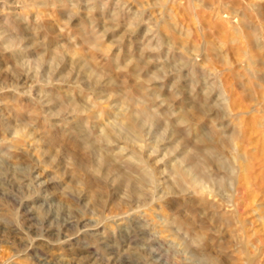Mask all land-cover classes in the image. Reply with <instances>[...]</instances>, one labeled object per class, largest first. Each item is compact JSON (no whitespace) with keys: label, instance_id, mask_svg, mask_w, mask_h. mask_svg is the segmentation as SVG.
<instances>
[{"label":"rangeland","instance_id":"1","mask_svg":"<svg viewBox=\"0 0 264 264\" xmlns=\"http://www.w3.org/2000/svg\"><path fill=\"white\" fill-rule=\"evenodd\" d=\"M42 1L0 0V264H264V0ZM2 33L21 42L8 48ZM81 57L94 73L77 79ZM22 69L34 88L15 86ZM128 115L141 123L132 135ZM233 132L251 165L249 186L229 193L212 168L237 176ZM181 173L195 186L165 197Z\"/></svg>","mask_w":264,"mask_h":264},{"label":"bare ground","instance_id":"2","mask_svg":"<svg viewBox=\"0 0 264 264\" xmlns=\"http://www.w3.org/2000/svg\"><path fill=\"white\" fill-rule=\"evenodd\" d=\"M39 0H5V3L8 5H11V6H15V5H18V4H21V3H23L24 4V7H28V6H32V7H34V8H37L38 7V4H40L39 2H38ZM43 1H45V0H43ZM42 1V2H43ZM58 2H64V4L66 5V3H68L67 5L68 6H75V5H79V4H81V1H83V0H76L77 2V4L74 2V3H70L69 2V0H57ZM121 0H118V3L120 2ZM46 2V1H45ZM11 3V4H10ZM90 9H95V7H93V8H90ZM116 13V12H115ZM77 14V12L75 11V12H73V14H72V16L73 17H75V15ZM116 18V17H115ZM114 18V19H115ZM21 20V19H20ZM115 20H118V19H115ZM19 21V20H18ZM95 21V20H94ZM81 22V21H80ZM114 22V21H113ZM89 23H93V21L91 22H89ZM136 25V24H135ZM140 24H138V25H136V27L135 28H137V27H140L139 26ZM51 27V26H50ZM49 27V28H50ZM5 29V28H4ZM10 29V28H9ZM35 29V28H34ZM147 29V31H146V33H145V36H146V34H148L149 32H151L150 31V28L149 27H147L146 28ZM173 29V27H172V25H171V23H169L168 21H165V31L166 32H169V31H171ZM133 30V29H132ZM131 30V31H132ZM237 31V30H236ZM4 32H6V31H4ZM8 32V31H7ZM156 34V33H155ZM239 36L240 35H242V33H240V32H238L237 33ZM2 35L3 36H1V37H4L3 38V40H4V43H6L8 46V48H13L14 46H17L18 45V43H20L19 42V39H17V38H14L13 36H11V35H9V36H5V33L3 34L2 33ZM154 36V35H153ZM158 36V35H157ZM156 36V37H157ZM159 36H161L162 37V34H159ZM166 37V36H165ZM242 37L243 38H245V39H247V36L246 35H242ZM163 38V37H162ZM93 39V38H92ZM95 39V38H94ZM166 39H168V38H166ZM149 41H148V43H151L152 42V40H150V39H148ZM84 41L85 42H91V40L89 39V37L88 38H85L84 39ZM167 41V40H166ZM164 42V41H163ZM156 43V42H155ZM168 45H170V41L168 40ZM166 43V44H167ZM33 44V43H32ZM43 44H45V43H43ZM95 44H97V43H95ZM159 44V42H157V45ZM50 46V45H49ZM56 53V52H55ZM21 54V53H20ZM53 54V53H52ZM14 55L17 57V55H18V53L16 52V53H14ZM39 55V54H38ZM43 55V54H42ZM56 55V54H55ZM73 55H77V52H75V50H74V54ZM19 56V55H18ZM64 56V55H63ZM57 57V56H56ZM60 57V56H59ZM168 57H169V53H168ZM65 58V57H64ZM172 59V58H171ZM72 61H74V60H72ZM72 65H74V67H75V69L77 70L76 72H77V79H79V77L81 76V75H83L84 77H89V76H91V74L93 75V73H94V70L93 69H91V67H89V66H87L88 65V62H85V60H83V58L81 57V58H77V60H75L74 62H70ZM182 63V62H181ZM183 66H184V64H182ZM55 66H56V64H55ZM70 66V65H69ZM92 66V65H91ZM2 67V66H1ZM96 67V66H95ZM94 67V68H95ZM178 67V66H177ZM57 66L56 67H54V68H52L51 67V70H52V72H51V74H54L56 71H57ZM26 70V69H25ZM23 71V69L22 70H20L17 74H15V81H14V83L16 84L15 86L16 87H18L19 86V81H24V84H29L30 82L32 83L31 85H30V88H34L35 87V85H36V83H37V81L38 80H35L36 79V76L35 75H33V74H30L29 72L30 71H28V69L26 70V71ZM71 71V70H70ZM108 71V70H107ZM193 72V71H192ZM191 72V73H192ZM63 73V72H62ZM62 75V74H61ZM68 75V74H67ZM195 76V75H194ZM13 77V76H12ZM61 77V76H60ZM76 77V76H75ZM99 77H101V74H98L97 73V78H99ZM14 78V77H13ZM12 78V79H13ZM207 78V77H206ZM206 78L205 79H203L202 80V82H198V83H201V85H204V84H206L207 82H206ZM65 79H66V77H65ZM101 80V79H100ZM51 81H53V79H51ZM97 81V80H96ZM111 81H113V80H111ZM110 81V82H111ZM201 81V80H200ZM20 82V83H21ZM115 82V81H114ZM215 83V82H214ZM208 84H210V82L208 83ZM214 84H211L210 85V87L208 86V89H210V93H211V91H213V89L215 90L216 88V86H213ZM29 86V85H28ZM69 88V87H68ZM211 88H213V89H211ZM80 92V91H79ZM36 93V92H35ZM67 94L65 95V96H67V98L68 97H71V92H70V90H69V93L71 94H69L68 92H66ZM210 93H209V95H210ZM40 94V93H39ZM48 95V94H47ZM50 95V94H49ZM64 95V94H63ZM40 96V95H39ZM48 99H50V100H54V98H52V97H49ZM70 100V99H69ZM75 100V99H74ZM85 100V99H84ZM90 100V99H89ZM136 100V99H135ZM61 101V100H60ZM72 102V101H71ZM70 102V103H71ZM89 102V101H88ZM29 103V102H28ZM59 103V102H58ZM67 102H65V104H66ZM144 103V102H143ZM60 104V103H59ZM74 104V103H73ZM77 105V104H76ZM86 105V104H85ZM121 105V104H120ZM96 106V105H95ZM57 107V106H56ZM71 107V106H70ZM74 107V106H73ZM229 107V106H228ZM55 108V107H54ZM127 108V107H126ZM136 108V107H135ZM140 108V107H139ZM56 109V108H55ZM58 109V108H57ZM93 109H95V108H93ZM132 109V108H131ZM230 109V108H229ZM50 110V109H49ZM128 110V109H127ZM137 110V109H136ZM222 110L225 112V108H222ZM32 111H34V110H32ZM68 111H69V109H68ZM79 112H86L87 114H88V117L89 118H96V119H99V115H96V114H94V113H98V112H94L93 110H91L89 107L87 108L86 106L85 107H83V106H80L79 107V110H78ZM77 111V112H78ZM97 111V110H96ZM100 111H102V110H100ZM130 111V110H129ZM135 111V110H134ZM145 110L143 109L142 111H141V113L142 114H145ZM123 113V112H122ZM140 114V113H139ZM96 115V116H95ZM80 116V115H79ZM226 116H227V114H226ZM148 117V116H147ZM146 117V118H147ZM77 118V117H76ZM67 119V118H66ZM81 120V119H80ZM93 120V119H92ZM108 120V119H107ZM141 120H142V118H141ZM120 121V120H119ZM142 121H144V119L142 120ZM141 121V122H142ZM93 122V121H92ZM117 122V121H116ZM126 127H127V129H128V131H129V133L132 135V133H134V132H136L137 130H139V126L141 125V123L140 122H138V119L137 118H135L134 116H126ZM82 123H83V121H82ZM123 123V122H122ZM122 123H121V125H122ZM76 124V123H75ZM77 124H79V123H77ZM82 125V124H81ZM81 125H80V127H79V130L81 129ZM111 125V124H110ZM113 125V124H112ZM83 126H84V124H83ZM156 126V125H155ZM158 126V125H157ZM78 127H76V128H73L74 129V131H71L70 133L71 134H73V135H78V136H82L81 135V133H82V130H80V132H78V133H76L75 131L77 130L78 131ZM83 128V127H82ZM113 128V127H112ZM15 129V134H18V135H20L21 137H24V139L26 140V138L28 137V136H32V134L30 133V132H28L27 131V133L26 134H24L26 131L24 130V129H21V128H19V127H17V128H14ZM85 129V128H84ZM114 129V128H113ZM126 129V130H127ZM69 130V129H68ZM105 130V129H104ZM115 130V129H114ZM152 130H153V128H152ZM85 131V130H84ZM150 132V131H149ZM5 133V132H4ZM234 133V132H233ZM84 134V133H83ZM85 134H86V132H85ZM119 134V133H118ZM137 134V133H136ZM125 135H128V134H126L125 133ZM138 135H139V132H138ZM157 135V134H156ZM9 136V135H8ZM85 136V135H84ZM134 136H136V135H134ZM74 137V136H73ZM76 137V136H75ZM128 137H132V136H128ZM140 137V136H139ZM154 137V136H153ZM80 138V137H79ZM87 138V137H86ZM85 138V139H86ZM104 138L108 141V142H111V143H113V142H115L116 141V135H115V132H113V131H106V133L104 134ZM125 138V137H124ZM158 138V137H157ZM156 138V139H157ZM73 139V138H72ZM143 139V138H142ZM11 140H14V139H11ZM80 140V139H79ZM83 140V139H82ZM82 140H80V141H82ZM127 140H129V139H126V141ZM209 140V139H208ZM73 141H74V144L73 145H79V146H81L80 144H79V142L77 141V139H73ZM83 141H85V140H83ZM164 141H165V139H164ZM50 142V141H49ZM86 142V141H85ZM85 142H83V143H85ZM92 142V141H91ZM158 142V141H157ZM81 143V142H80ZM127 143V142H126ZM220 143H222V144H225V142H222V141H220V142H217V146L215 145L213 148L216 150V154H218V155H220L221 153H220ZM229 143L230 144H233L234 145V147H235V149H237V153L235 154V156H234V158H233V160L237 163V165H238V167H239V171L237 172V176L235 175L234 177L233 176H231V173H229L226 169H227V166H225L224 167V171L223 170H221V168H219V167H213L212 168V172H214V173H223V177H226L227 178V180H228V183H225V186L223 187V188H225V191L226 192H231V189L229 188V186L231 185V186H233L232 184L234 183L235 184V182L236 181H238L239 182V184H241V182H244L243 184L246 186V187H248L249 186V176H248V172H249V169H250V165L251 164H249V162H248V160H247V155H245L243 152H242V149H243V146L242 145H240V142L238 141V137H237V135H235V133L232 135V137L229 139ZM17 145V144H16ZM28 145V144H27ZM83 145V144H82ZM86 145H87V143H86ZM89 145V144H88ZM146 146V145H145ZM64 147V146H63ZM82 147V146H81ZM87 147H89V146H87ZM100 147V146H99ZM86 148V147H85ZM128 148L129 147H126V150H128ZM157 149V148H156ZM2 150V149H1ZM173 150V149H172ZM175 150L176 149H174L173 151L175 152ZM77 151H79V150H77ZM77 151H76V153H74V157L76 158V160H77V163L79 164L80 163V169H81V171H83V169L84 170H86V168L88 167V164H89V160L87 159V158H85V155H87V154H85V155H77ZM157 151H158V149H157ZM173 151L172 152H168V153H166V155L165 156H167V155H170V154H172L173 153ZM75 152V151H74ZM81 152V151H80ZM233 153H235V152H233ZM79 154V153H78ZM135 154V153H134ZM199 156V155H198ZM233 156V155H232ZM69 157H70V155H69ZM200 157V156H199ZM100 158V157H99ZM201 158V157H200ZM98 160V159H97ZM250 161V160H249ZM251 163V162H250ZM76 164V163H75ZM97 165H99V164H97ZM169 166H171V165H169ZM220 166V165H219ZM221 166H223V165H221ZM252 167V166H251ZM171 169V168H170ZM174 169V168H173ZM147 170V169H146ZM180 170V169H179ZM237 170V169H236ZM79 172V171H78ZM127 172V171H126ZM1 173V172H0ZM13 173H15V172H13ZM24 173H26V172H24ZM83 173V172H82ZM128 173V172H127ZM234 173V172H233ZM76 174V173H75ZM122 174V173H121ZM126 174V173H125ZM178 174V173H177ZM176 174V175H177ZM186 174V173H185ZM184 173H181L180 174V176L178 177V179H177V182H176V184H175V182H174V184L172 185V186H168V189L166 188L165 189V197L166 196H168V195H170L171 193L173 194V193H178L177 192V189H181V192H187V191H189V189H190V187H187L188 185H190L191 184V188L193 187V186H195V184H196V181L195 182H189L188 180H187V175H185ZM190 174V173H189ZM220 174V175H221ZM1 175V174H0ZM126 175H128V174H126ZM155 175V174H154ZM195 175V174H194ZM83 176V175H82ZM175 176V175H174ZM178 176V175H177ZM21 178L20 179H22L23 177H25V176H20ZM81 177V176H80ZM3 178V177H2ZM15 179H18L17 177H15ZM26 179V178H25ZM84 179V178H83ZM87 179V178H86ZM195 179V178H194ZM94 180V179H93ZM146 180V179H145ZM229 180H231V182H229ZM9 181V178H7V179H5V178H3L2 180H0V184H4L5 185V183H7V182ZM18 181H20V180H18ZM150 182V181H149ZM172 182V181H171ZM83 183V182H82ZM119 184V183H118ZM140 184V183H139ZM148 184V183H147ZM243 184H241V185H243ZM111 185H113V184H111ZM90 187H91V185H89ZM114 186V185H113ZM121 186V185H120ZM119 186V187H120ZM143 186H146V185H143ZM119 187H114L115 189H117V190H119L120 188ZM135 188V187H134ZM201 192H199V194L201 195V197H202V202H204V204H207V197H210V196H208V195H210V193H207V192H203L204 191V189H205V187L204 186H201ZM216 190H218V189H216ZM219 191H220V193L218 194V195H223L222 193H224L223 192V190H222V187L221 188H219ZM211 193H213V192H211ZM2 195V194H1ZM217 195V193H215L214 195H213V197L212 198H215L216 196H218ZM75 196V195H74ZM224 196V195H223ZM227 196V195H226ZM8 197H9V195H8ZM4 198V197H3ZM76 198V197H75ZM226 198V197H225ZM230 199H231V196L229 197ZM80 199V198H79ZM189 199V198H188ZM192 200V199H191ZM100 201H102V200H100ZM195 201H197V200H195ZM198 201H199V199H198ZM198 201L197 202H194V204H198ZM224 201V200H223ZM98 203V202H97ZM186 203V202H185ZM233 203H235V201H233ZM98 204H100V203H98ZM181 204V203H180ZM201 204H203V203H201ZM210 204V203H209ZM230 204V203H229ZM223 205V204H222ZM197 206V205H196ZM33 207H31L30 209H32ZM2 210V209H1ZM37 212V211H36ZM25 214H26V217H27V220L28 221H36L35 220V218H34V214H33V212H31V210H26V212H25ZM41 216V215H40ZM19 219V218H18ZM8 220V219H7ZM10 220V219H9ZM235 220H237V222L239 223V220H238V217H236V216H234L232 219H228L227 221H226V225H229V226H233V225H235V224H238L237 222H235ZM241 222V221H240ZM6 223V222H5ZM8 223V222H7ZM73 223H74V221H73V219L72 220H69L68 222H67V224L65 225V227H68L69 229H74V225H73ZM12 224H13V222H12ZM34 225V224H33ZM33 225H31V226H33ZM191 225H192V223H191ZM30 226V227H31ZM8 227H9V224H8ZM12 227V226H11ZM30 227H28V229L30 228ZM26 228V227H25ZM20 229V228H19ZM17 231V230H16ZM133 233H135V232H133ZM132 233V234H133ZM137 233V232H136ZM135 235V234H134ZM145 235V234H144ZM25 237V236H24ZM135 237V236H134ZM243 237H245V236H243ZM133 238V236L131 235V237L129 238L130 240ZM237 241H239V240H237ZM180 242V241H179ZM253 245H251V247H252ZM247 248H248V246H247ZM258 248V247H257ZM173 253V252H172ZM192 255H194V254H192ZM167 257V256H166ZM166 260L168 261V263L169 264H178V263H176V261L174 262V260H173V262L172 263H170V260H171V257H167L166 258ZM176 260V259H175ZM254 260V259H253ZM248 264H252V260L249 258L248 259ZM255 264V263H254Z\"/></svg>","mask_w":264,"mask_h":264}]
</instances>
